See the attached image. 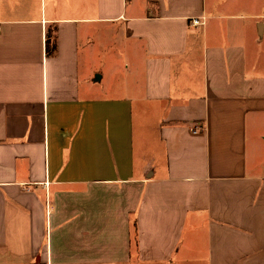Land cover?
<instances>
[{"label":"crops","instance_id":"obj_1","mask_svg":"<svg viewBox=\"0 0 264 264\" xmlns=\"http://www.w3.org/2000/svg\"><path fill=\"white\" fill-rule=\"evenodd\" d=\"M207 1L0 0V264H264V11Z\"/></svg>","mask_w":264,"mask_h":264},{"label":"rangeland","instance_id":"obj_2","mask_svg":"<svg viewBox=\"0 0 264 264\" xmlns=\"http://www.w3.org/2000/svg\"><path fill=\"white\" fill-rule=\"evenodd\" d=\"M248 2H250V4H251L249 11L256 10L259 13L264 11V8L262 7V3H264V0H248ZM207 4L209 5V0L207 1ZM230 9H231V6L226 7V8L224 6H221L220 8L217 7L218 12H226V11H229ZM106 77H107V72H106V70H104V79H103L102 83L105 82ZM258 155L260 158H264V147L259 148Z\"/></svg>","mask_w":264,"mask_h":264},{"label":"trees","instance_id":"obj_3","mask_svg":"<svg viewBox=\"0 0 264 264\" xmlns=\"http://www.w3.org/2000/svg\"><path fill=\"white\" fill-rule=\"evenodd\" d=\"M128 1V0H127ZM53 39H51V37H47L46 38V54L47 55H51L53 54L54 51V44H53Z\"/></svg>","mask_w":264,"mask_h":264},{"label":"built area","instance_id":"obj_4","mask_svg":"<svg viewBox=\"0 0 264 264\" xmlns=\"http://www.w3.org/2000/svg\"><path fill=\"white\" fill-rule=\"evenodd\" d=\"M191 24H192V26H194V27H198V26L203 25V23L200 22V21L197 20V19H193V20L191 21Z\"/></svg>","mask_w":264,"mask_h":264}]
</instances>
